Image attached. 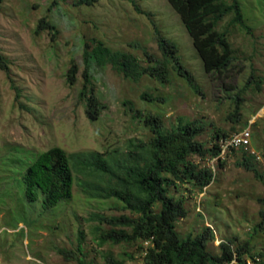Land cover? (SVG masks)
I'll list each match as a JSON object with an SVG mask.
<instances>
[{"label":"rangeland","instance_id":"1","mask_svg":"<svg viewBox=\"0 0 264 264\" xmlns=\"http://www.w3.org/2000/svg\"><path fill=\"white\" fill-rule=\"evenodd\" d=\"M239 2L244 25L233 24L234 14L218 25L229 31L235 65L217 77L205 71L186 26L167 0L2 3L0 54L8 69L0 67V264H109L110 256L125 264H144L145 241L100 245L102 229L111 228L101 217L130 211L115 199L84 194L80 181L85 177L77 168L72 198L48 209L40 191L35 201L27 199L23 175L41 151L55 145L69 154L105 155L115 148L125 150L131 142L148 141V114L159 115L168 130L180 120H198L205 127L198 139L206 146L250 128L248 148L215 158L192 157L214 171L210 185L202 189L176 182L169 193L183 198L188 210L176 222L182 238L209 227L212 253L220 254L225 241L242 251L241 260L226 264H264V231L258 227L264 208L259 201L264 197V0ZM43 17L56 25L55 36L48 30L36 33ZM161 36L179 45L181 62L195 76L199 91L172 63L167 81L149 74L133 80L111 63L98 65L92 58L82 96L87 45L102 41L113 52H125L148 66L151 56L164 57ZM73 61L79 70L71 83ZM90 96L102 105L95 121L87 114ZM218 133L226 135L218 138ZM245 157L256 159L262 175L241 164Z\"/></svg>","mask_w":264,"mask_h":264},{"label":"trees","instance_id":"2","mask_svg":"<svg viewBox=\"0 0 264 264\" xmlns=\"http://www.w3.org/2000/svg\"><path fill=\"white\" fill-rule=\"evenodd\" d=\"M4 1L0 0V7ZM81 1L92 3L96 0ZM167 1L186 26L205 71L213 77L227 73L235 65L236 56L229 31L219 30L218 25L229 14H234L233 24L244 25L239 0ZM44 30L53 36L58 33L56 25L46 17L39 20L36 33ZM159 45L163 59L151 56L152 63L148 66L125 52H113L102 41L91 47L87 45L83 56L87 83L82 96L86 94L90 82L92 58L98 65L111 63L115 69L133 80L149 74L167 81L168 65L172 63L194 90L199 91L195 76L181 62L179 45L165 36L159 38ZM0 67L8 69L6 59L1 54ZM78 70V63L73 61L68 72L69 82L76 81ZM86 101L90 119H99L102 105L97 98L90 96ZM144 118L152 132L150 139L131 142L125 150L115 148L105 155L98 151L69 154L61 146L55 145L41 151L23 175L27 199L35 201L40 191L44 197L43 206L48 209L72 198L74 168H77L85 177L80 181L84 194L91 198L115 199L130 211V214L101 217V221L110 224L111 228L102 229L100 245L107 242L119 244L145 241L149 246L146 247L144 264H226L235 258L241 260L242 251L235 250L228 241L221 243L220 254L209 250V241L213 239L209 227L196 236L182 238L176 222L185 217L188 210L183 198H176L169 193L170 186L176 182L191 183L202 189L210 185L215 177L214 171L196 163L192 157L214 158L220 155L219 144L206 146L198 139L205 129L198 120H180L168 130L159 115L148 114ZM221 135L225 136L226 133H218V138ZM255 160L245 157L241 164L260 176L262 174ZM259 201L264 205V197ZM157 205H160L159 210H156ZM260 214L258 227L264 231V208ZM108 262L125 264L123 259L111 256Z\"/></svg>","mask_w":264,"mask_h":264},{"label":"built area","instance_id":"3","mask_svg":"<svg viewBox=\"0 0 264 264\" xmlns=\"http://www.w3.org/2000/svg\"><path fill=\"white\" fill-rule=\"evenodd\" d=\"M221 147V156L224 155L229 149L248 148L251 144V131L250 128H243L238 132H234L229 136L222 138L219 141ZM260 262V259L257 258ZM251 264V261H248Z\"/></svg>","mask_w":264,"mask_h":264},{"label":"clouds","instance_id":"4","mask_svg":"<svg viewBox=\"0 0 264 264\" xmlns=\"http://www.w3.org/2000/svg\"><path fill=\"white\" fill-rule=\"evenodd\" d=\"M233 133H234V132H233ZM231 134H232V133H231ZM228 136H229V135H228ZM225 137H227V136H225ZM225 137H222V138H225ZM222 138H221V139H222ZM221 139H220V140H221ZM220 140H219V141H220ZM219 141L217 142L218 144H219ZM250 145H251V144H250ZM219 146H220V144H219ZM230 150H232V149H229L228 151H230ZM220 156H221V147H220V155H218V156H216V157H220ZM214 158H215V157H214ZM204 188H206V187H204ZM204 188H203V189H204ZM235 259H236V258H235ZM253 259L257 260V256L253 257ZM231 262H232V261H231ZM257 262H258V261H257Z\"/></svg>","mask_w":264,"mask_h":264}]
</instances>
